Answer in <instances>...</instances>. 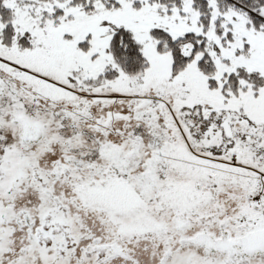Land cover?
I'll list each match as a JSON object with an SVG mask.
<instances>
[{
  "label": "snow or ice",
  "instance_id": "1",
  "mask_svg": "<svg viewBox=\"0 0 264 264\" xmlns=\"http://www.w3.org/2000/svg\"><path fill=\"white\" fill-rule=\"evenodd\" d=\"M0 264H264V0H0Z\"/></svg>",
  "mask_w": 264,
  "mask_h": 264
}]
</instances>
